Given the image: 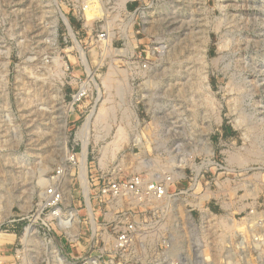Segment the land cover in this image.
Segmentation results:
<instances>
[{
    "label": "rangeland",
    "instance_id": "1",
    "mask_svg": "<svg viewBox=\"0 0 264 264\" xmlns=\"http://www.w3.org/2000/svg\"><path fill=\"white\" fill-rule=\"evenodd\" d=\"M82 1L0 0V264H126L128 222L155 231L135 237L137 264H154L152 246L159 264H264V0H103L88 17ZM133 178L168 198H94ZM52 184L68 189L74 241L40 209Z\"/></svg>",
    "mask_w": 264,
    "mask_h": 264
},
{
    "label": "built area",
    "instance_id": "2",
    "mask_svg": "<svg viewBox=\"0 0 264 264\" xmlns=\"http://www.w3.org/2000/svg\"><path fill=\"white\" fill-rule=\"evenodd\" d=\"M103 0H83L78 4L77 10L79 13H83L85 17L92 12L96 13L100 10V5ZM68 7H75L73 0H62ZM100 2V3H99ZM75 11V9H74ZM73 13L75 14V12ZM98 14V13H97ZM95 16V15H94ZM93 16V17H94ZM92 17V18H93ZM105 35H100V38H104ZM83 92L77 94L74 98V101H77L82 97ZM59 174V173H57ZM52 187V186H51ZM46 189L44 191L45 198L42 199L43 204L40 206V209L45 208L48 210L49 215L52 213L54 208L60 209L62 203V194L58 189L54 187ZM91 194V193H90ZM89 194V201L90 195ZM101 200H121L124 198L130 197V199L136 205H145V202H153L160 203L163 199L168 198L165 188L155 181L145 182L139 178H133L130 181L120 183L115 181H110L102 185L99 190H97V194L94 198ZM115 201V202H117ZM61 212V211H59ZM59 214H54L53 218L58 217ZM154 232L151 226L148 224H144L142 222H128L126 223L121 230L116 231V239H115V250L119 252L120 255L126 257V264H137L134 259V251L133 248L139 249V251H147V246L144 244L136 245L134 244L135 237L138 234L142 236L143 239H147L150 237V234ZM152 250L154 252V264H159L156 262V256L162 257L158 253L159 246H152ZM113 263V262H111ZM176 264V263H174Z\"/></svg>",
    "mask_w": 264,
    "mask_h": 264
},
{
    "label": "bare ground",
    "instance_id": "3",
    "mask_svg": "<svg viewBox=\"0 0 264 264\" xmlns=\"http://www.w3.org/2000/svg\"><path fill=\"white\" fill-rule=\"evenodd\" d=\"M126 1L127 0H120L119 1V3L117 4L118 5V7H117V9L119 10V11H122V10H124V7H125V3H126ZM100 3V2H99ZM100 5V4H99ZM101 6H102V4H101ZM59 11V10H58ZM61 15V14H60ZM118 17V16H117ZM117 17H115V18H113L111 21H109V24L112 22V23H114V20L117 18ZM132 19V18H131ZM117 23V22H116ZM132 23V22H131ZM114 25H115V23H114ZM67 27V26H66ZM110 27V26H109ZM111 28H113V26L111 27ZM69 29V28H68ZM72 35V34H71ZM113 36V35H112ZM110 40H111V34L109 35V37H108V43L110 42ZM76 43V42H75ZM78 43V42H77ZM76 43V44H77ZM77 49H78V53H79V59L81 60V62H82V64L84 65V67H85V72L87 73V75H88V82H87V86H86V88L90 85V83H92V85L96 88V90L97 91H99L98 90V86H97V84H96V82L94 81V77H93V72L91 71V69H90V67H89V64H88V62H87V60H86V56H85V53L82 51V49L80 48V46L79 45H77ZM54 62H56V64L58 65V66H60V67H64L65 69L67 68L64 64H62V63H60V61L58 60V59H55V61ZM107 82H109L108 80H107ZM105 84H107L106 82H105ZM107 85H109V84H107ZM110 87V86H109ZM106 88H108V86L106 87ZM72 110V109H71ZM70 110V111H71ZM93 114H94V111L92 112ZM90 114L89 116H88V118L86 119V122L84 123V125L82 126V128H81V130H80V132H79V137H80V139H81V141H82V153L80 154V157H79V173H78V180H79V182H80V185H81V187H82V189H83V192H84V195H85V197H86V199H87V196H88V194H89V185H88V178H87V144H88V138H89V126H90V120H91V117L93 116V114ZM104 112H102V113H99L97 116H95V117H97L95 120L97 121H99V120H101V118H104V116L102 115ZM97 121V122H98ZM121 133H122V131H121V129H119L118 130V134L121 136ZM113 146V149L115 150L116 149V147H115V144H113L112 145ZM106 150V149H105ZM106 153H104V155H105ZM65 156H66V153H65ZM63 172V171H62ZM61 175H62V173H60L59 172V175H57L56 177H55V179H57V180H59L60 181V178H61ZM48 180H41V181H39V183H40V185H41V187H44V185L46 184V182H47ZM52 187H54L55 189H58L57 188V186H55L54 184H52ZM51 187V188H52ZM63 189H64V191L62 192V191H60V192H62L61 194H62V197L64 198L65 197V194H67V192H68V189L67 188H65V187H63ZM58 190H60V189H58ZM41 196H42V198H43V196H44V198H45V193L44 192H42L41 193ZM43 198V199H44ZM89 210V209H88ZM59 211H61V209H58V208H54V210L52 211V213H50V215L51 216H53L54 214H58V212ZM90 214V213H89ZM92 216V215H91ZM56 218H58L59 219V229H61L62 231H64L65 232V234L66 235H70L71 236V238H72V240L74 241L75 239H77V237H76V235H75V233H76V231H77V215H76V213H75V211L74 210H69V211H67V213L63 216V217H61L60 218V216H58V217H56ZM160 228H163L162 226L160 227ZM28 232L29 233H32V235L30 236V237H33V238H35V236H37V232H36V230H35V228L33 227V226H31V227H29L28 228ZM155 232V231H154ZM154 232L152 233V234H154ZM158 232V231H157ZM150 236H151V234H150ZM50 243H53L52 242V240L50 241ZM51 246H52V249L53 250H55V252H57L56 251V246L54 245V244H51ZM56 254V253H55Z\"/></svg>",
    "mask_w": 264,
    "mask_h": 264
},
{
    "label": "water",
    "instance_id": "4",
    "mask_svg": "<svg viewBox=\"0 0 264 264\" xmlns=\"http://www.w3.org/2000/svg\"><path fill=\"white\" fill-rule=\"evenodd\" d=\"M60 18L62 19V21L65 24V26H68L69 25L67 19L63 15H61Z\"/></svg>",
    "mask_w": 264,
    "mask_h": 264
}]
</instances>
